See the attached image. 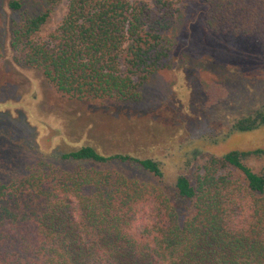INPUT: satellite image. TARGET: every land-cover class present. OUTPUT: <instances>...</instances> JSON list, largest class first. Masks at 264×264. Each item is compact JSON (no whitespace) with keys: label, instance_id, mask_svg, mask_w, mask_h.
I'll use <instances>...</instances> for the list:
<instances>
[{"label":"trees","instance_id":"obj_1","mask_svg":"<svg viewBox=\"0 0 264 264\" xmlns=\"http://www.w3.org/2000/svg\"><path fill=\"white\" fill-rule=\"evenodd\" d=\"M63 1L60 25L34 40ZM179 1L201 3L208 32L264 48V0H46L37 13L8 0L18 13L9 46L16 63L40 71L64 100L135 102L170 57L165 37ZM261 126L264 106L231 130ZM250 158L264 159V150L211 157L192 177L177 176L172 196L151 158L85 145L40 159L24 176L0 181V264H264V167L253 171ZM111 164L137 166L157 182Z\"/></svg>","mask_w":264,"mask_h":264},{"label":"rangeland","instance_id":"obj_2","mask_svg":"<svg viewBox=\"0 0 264 264\" xmlns=\"http://www.w3.org/2000/svg\"><path fill=\"white\" fill-rule=\"evenodd\" d=\"M19 1L29 13L48 6L46 0ZM7 2L0 0V181L24 176L40 159L89 145L104 155L158 161L161 185L172 196L176 177H192L211 157L264 150V126L231 130L235 119L264 106V48L250 37L208 32L201 3H176L165 37L170 57L147 79L137 101L92 104L60 98L40 71L16 63L9 37L18 13ZM65 12L64 1L53 7L34 40H45ZM247 164L258 172L264 159ZM109 168L157 182L134 165Z\"/></svg>","mask_w":264,"mask_h":264}]
</instances>
